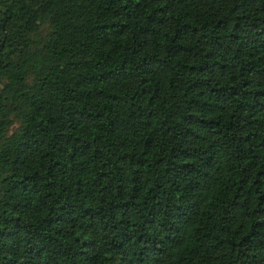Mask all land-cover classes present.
Returning a JSON list of instances; mask_svg holds the SVG:
<instances>
[{
    "label": "trees",
    "instance_id": "1",
    "mask_svg": "<svg viewBox=\"0 0 264 264\" xmlns=\"http://www.w3.org/2000/svg\"><path fill=\"white\" fill-rule=\"evenodd\" d=\"M0 264H264V0H0Z\"/></svg>",
    "mask_w": 264,
    "mask_h": 264
},
{
    "label": "rangeland",
    "instance_id": "2",
    "mask_svg": "<svg viewBox=\"0 0 264 264\" xmlns=\"http://www.w3.org/2000/svg\"><path fill=\"white\" fill-rule=\"evenodd\" d=\"M19 124V122L18 121H16V122H14V124L12 125V128H11V130H13L17 125Z\"/></svg>",
    "mask_w": 264,
    "mask_h": 264
},
{
    "label": "water",
    "instance_id": "3",
    "mask_svg": "<svg viewBox=\"0 0 264 264\" xmlns=\"http://www.w3.org/2000/svg\"><path fill=\"white\" fill-rule=\"evenodd\" d=\"M3 28H4V25H3ZM4 30V29H3Z\"/></svg>",
    "mask_w": 264,
    "mask_h": 264
}]
</instances>
